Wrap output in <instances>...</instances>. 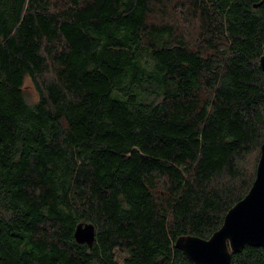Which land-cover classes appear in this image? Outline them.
<instances>
[{
	"label": "trees",
	"instance_id": "obj_1",
	"mask_svg": "<svg viewBox=\"0 0 264 264\" xmlns=\"http://www.w3.org/2000/svg\"><path fill=\"white\" fill-rule=\"evenodd\" d=\"M263 38L264 0H0V264H192L255 177Z\"/></svg>",
	"mask_w": 264,
	"mask_h": 264
},
{
	"label": "water",
	"instance_id": "obj_2",
	"mask_svg": "<svg viewBox=\"0 0 264 264\" xmlns=\"http://www.w3.org/2000/svg\"><path fill=\"white\" fill-rule=\"evenodd\" d=\"M259 63L264 72V38ZM73 237L77 243L91 247L95 226L80 222L75 226ZM174 246L192 264H230L231 256L245 246L264 247V139L254 180L247 193L226 211L220 227L208 238L180 235Z\"/></svg>",
	"mask_w": 264,
	"mask_h": 264
},
{
	"label": "rangeland",
	"instance_id": "obj_3",
	"mask_svg": "<svg viewBox=\"0 0 264 264\" xmlns=\"http://www.w3.org/2000/svg\"><path fill=\"white\" fill-rule=\"evenodd\" d=\"M153 19L157 22H170V23L175 22L177 24H180L178 23V21L176 22L178 18L175 12L173 11V8L171 5H168L165 13L161 12V13L155 14ZM23 93H24L25 99L30 103H33L38 99V94L28 76H26L24 79Z\"/></svg>",
	"mask_w": 264,
	"mask_h": 264
}]
</instances>
